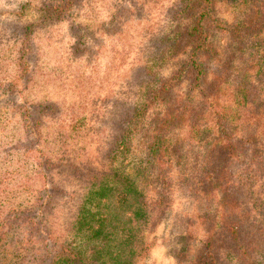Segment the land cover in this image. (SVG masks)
Here are the masks:
<instances>
[{"label":"rangeland","instance_id":"obj_1","mask_svg":"<svg viewBox=\"0 0 264 264\" xmlns=\"http://www.w3.org/2000/svg\"><path fill=\"white\" fill-rule=\"evenodd\" d=\"M49 1L0 0V221L14 209L34 206L42 231L48 229L53 240H66L85 192L82 174L118 168L145 188L148 218L140 231L144 246L133 264H194L204 234L198 215L207 208L212 214L216 203L204 199L186 181L180 182L175 166L169 206L162 211L153 205L155 190L136 172L137 162L144 157L139 138L148 129L149 118L135 128L125 156L112 166L106 158L113 135L124 124L127 112L145 97L150 81L169 75L187 58L188 47L172 48L165 40L170 30H179L188 22L187 18H174L179 0H78L68 19L44 24L39 21L40 12ZM261 3L264 0L258 5ZM230 7L219 4L218 15L228 21L242 16L239 9ZM28 24H33L34 31L25 41L27 78L23 85L17 80L18 48ZM211 35L210 42L223 59L234 51L228 33ZM259 51V47H245L233 65L249 67L252 74ZM15 80L18 87L12 90ZM188 81L176 86L177 97L184 95ZM257 84L262 88L258 95L264 99V78ZM31 102L54 105L41 115V135L34 139L37 148L57 164L50 173L57 189L45 201L38 196L43 182L31 185V180H25L35 165L20 149V139L24 141L26 134L15 104ZM257 104L246 103L242 116L254 112ZM257 110L264 131V102ZM203 151L210 152L195 144L189 155L200 157ZM261 184L264 181L257 183V189L264 190ZM26 231V225L14 218L7 221L0 230V264L36 263L32 253L41 244L28 238Z\"/></svg>","mask_w":264,"mask_h":264},{"label":"trees","instance_id":"obj_2","mask_svg":"<svg viewBox=\"0 0 264 264\" xmlns=\"http://www.w3.org/2000/svg\"><path fill=\"white\" fill-rule=\"evenodd\" d=\"M258 3L259 0H179L174 18H187L188 22L179 30H170L165 40L172 48L188 47L187 58L169 75L150 81L145 97L127 112L106 153L110 166L125 156L135 128L149 118L148 129L139 138L144 157L137 162L136 172L155 190L153 205L162 211L169 206L175 166L179 167L180 182L186 181L204 199L216 203L212 214L207 208L198 215L204 234L194 264H264V190L257 189V183L264 181V131L256 115L264 102L258 95L262 88L257 84L264 78V3ZM77 4L78 0L49 1L41 8L39 21L46 24L66 20ZM219 4L239 9L242 16L224 20L217 12ZM27 27L18 48L17 80L23 85L27 78L25 41L34 31L33 24ZM215 31L230 36L234 51L225 59L210 42ZM245 47L260 48L252 74L249 67L233 65ZM186 79V91L177 97L174 89ZM17 80L10 89L18 87ZM251 102L258 103L254 112L242 116L244 105ZM51 104H15L19 105L26 134L24 141L20 139V149L35 165L25 180H31V185L43 182L38 192L43 201L57 189L50 177L57 164L51 155L37 148L34 139L41 135L40 118L44 110L53 109ZM195 144L204 145L210 152L191 157L189 151ZM82 175L85 192L66 240H53L48 229L42 231L34 206L10 211L0 221L1 229L12 218L26 225L27 237L41 244L32 253L35 264H133L144 246L140 231L148 218L145 188L118 168Z\"/></svg>","mask_w":264,"mask_h":264}]
</instances>
